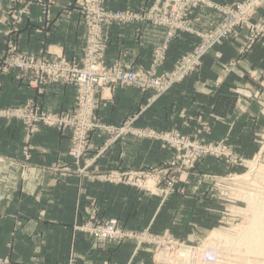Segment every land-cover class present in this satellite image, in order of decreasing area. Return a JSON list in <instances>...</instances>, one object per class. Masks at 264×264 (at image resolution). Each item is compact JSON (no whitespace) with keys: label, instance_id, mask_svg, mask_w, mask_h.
Returning <instances> with one entry per match:
<instances>
[{"label":"crops","instance_id":"0c3cea01","mask_svg":"<svg viewBox=\"0 0 264 264\" xmlns=\"http://www.w3.org/2000/svg\"><path fill=\"white\" fill-rule=\"evenodd\" d=\"M37 1L3 2L1 15L7 18L11 12L17 13L19 4L30 6L15 32L10 31L9 21L0 24V60L7 40L12 39L21 53L37 55L43 51L49 58L78 63L84 54L85 23L77 1L54 0L44 7ZM208 1L233 4L242 0ZM153 2L105 0L108 10L140 16L104 28L106 66L139 70L152 63L154 50L165 38L164 28L141 19ZM191 15L196 17V31L209 29L220 20L218 13L206 7ZM251 21L264 26V5ZM249 35L246 29H235L229 39L202 58L193 73L160 96L129 85L104 87L97 96L94 114L112 131L128 127L190 136L208 124L210 141L227 134L235 151L248 154L264 130V35L257 36L243 53ZM198 41L193 34H177L157 72L171 71ZM17 75L16 71L0 74V109L30 101L50 113L73 107L77 94L73 85L49 80L37 91ZM25 136L21 121L0 118V257H9L11 264H154L151 249L136 246L132 239L99 244L75 226L96 217L115 219L127 231L148 228L159 232L169 222L185 224L191 217L190 202H180L176 195L165 200L152 190L119 182V177L130 179L135 172L163 167L174 158V149L159 141L133 134L116 138L95 130L89 135L84 156L86 165L90 161L91 165L84 168L82 162V170L75 172L68 134L57 127L39 125L31 136L27 161ZM199 169L195 168L193 177ZM110 174L118 181L105 178ZM198 185V181L193 184L189 180L184 189L189 195L194 189L200 191ZM187 200L192 199L188 196Z\"/></svg>","mask_w":264,"mask_h":264},{"label":"rangeland","instance_id":"374dc122","mask_svg":"<svg viewBox=\"0 0 264 264\" xmlns=\"http://www.w3.org/2000/svg\"><path fill=\"white\" fill-rule=\"evenodd\" d=\"M4 1L13 3L15 0H2L0 3V10ZM244 1L245 0H242L233 4H215L209 1L208 2L214 6L232 7L233 10L237 11V7L242 5ZM196 2L197 0H193L189 3L191 4ZM51 3H54V0H52ZM19 5L20 7H18L19 9H17V11L21 10L25 6L24 4ZM262 5H264V0L255 1V3L250 6L251 9L243 12V8H240V11L236 14V17H234L232 15L225 14L223 11L212 6L209 7L207 4H201L200 2L194 4L191 6L192 8L187 10L188 13L181 17L184 25L182 28H175V37L177 34H193L199 39L197 45L189 53L180 57L175 62L173 69L169 72L158 73L157 68L164 60L154 64L153 58L152 63L148 68L135 71L145 72L152 69L157 77H166L167 75L177 72L179 68L181 69L189 64L188 61L194 57L196 51L203 44L205 36L211 37L221 31L224 27L228 25L231 27L233 21H237V24L231 28L228 36L206 49L203 54L197 56L196 60L188 65L186 69L188 72L187 75L183 79L173 82L172 87L193 73L200 65L202 58L206 56L211 49L221 45L229 39L235 29H246L250 32L247 39L248 42L242 51L243 53H246L257 36L264 35L263 24L251 21V18L256 14L257 10L262 7ZM201 7L214 10L220 15V20L216 25L210 27L209 29L196 31L193 29L196 17H193L191 13L195 9ZM81 15L84 18L82 12ZM3 17L7 18L2 16L0 12V24L4 22ZM16 17H18V15ZM19 18H21V16H19ZM21 21L16 22L15 25H11L9 22V24L13 27L10 31L15 32L17 25L21 23ZM9 42L14 43V48L8 45ZM41 58H57L63 60L66 64L70 63L62 57L55 56L53 58H49L47 57V53L45 54L43 51H40L37 55H27L21 53L16 42L12 39H8L4 54L0 60V74L16 71L18 73L17 79H24L29 88L40 91L43 86H39L38 88L32 87L29 84L30 74H25L22 69L15 67V65L10 64V62L30 61L34 64L40 61ZM84 59L83 54L82 59L78 63H72L82 67ZM100 90L101 89H98L96 93L89 95V97L84 96L82 101H80L77 93L73 107L67 111L57 113L46 112L30 101L23 106L15 108H1L0 118L21 121L25 125L26 136L23 152L26 161L29 158L28 151L30 148L29 143L31 136L38 130L39 125L57 127L62 132L68 134L70 143L69 156L72 159V168H74L75 172L82 170L80 169L82 162L85 163L84 168L91 165V161L86 165L87 161H85L84 156L89 149V135L95 130L107 134L112 133L116 138L122 137L126 134H133L138 137L159 141L164 147L168 146L173 148L175 151L174 158L165 163L163 167L135 172L133 177L130 179H121L123 177H119V182L141 190H152L154 194L159 195L165 200L168 198V195H176L180 197V202H190L187 203V207H190L189 211L191 217L185 224L169 222L165 225V229L159 232L150 231L148 228L127 231L121 229L115 219L106 220L96 217L80 223L75 227H77L79 231L89 235L95 242H98L99 244H106L107 242L113 241L97 240L89 234V230L92 226L100 224L105 225L106 223L113 221L116 223L117 228L120 229L122 233L127 235L122 239L114 240V242L121 243L127 239H132L136 246H146L150 248L154 264H166L168 259L170 260V264H175V251L179 248L189 247H192V250H190L188 259H186V262L184 263L178 262L179 264H196L195 260L198 258L196 249L199 247L218 248L219 258H217L218 261L216 264H264V255L258 251H251L254 242L247 247L243 244L244 242L239 243L237 240L235 241V239L238 236H241L242 233L245 232L244 235H246L250 223L257 217L256 207L259 208V210L264 208V130L261 131L257 137V142L251 147L252 151L248 154H245L247 152L240 154L235 151L233 146L228 142L227 134L221 139L210 141L208 136L211 134L212 129L208 126V124H202L201 127L190 136L180 135L177 131H132V129L128 127L120 128L125 129L126 131L123 134H119V129L112 131V129L103 126L99 123L98 118L94 114L97 106V96ZM149 90L153 91L156 96L163 94H157L152 89ZM11 115L13 117H11ZM52 121L53 123H51ZM204 135H206V137ZM168 139H175L180 142L198 143L205 145L206 147L210 146L211 150L206 156L199 158L194 161L191 166H188L187 161L181 160L183 153H181L180 147H175L181 145L169 144L166 142ZM77 148H81L83 153L79 159H76L72 154L73 150H76ZM246 155L250 157L244 158ZM198 166L200 169L195 173L198 176L193 177L192 173H194L195 168ZM130 176L127 177L129 178ZM105 178L109 179L111 182L118 181L116 175L114 174L107 175ZM192 178L196 179L193 180ZM189 180L190 183L193 184L194 182L196 184L198 181V186L201 188L199 192L197 189H194L189 195L187 194L188 192L184 189V186L188 184ZM188 196L192 200H187ZM147 238H149L150 241H154V243L148 242ZM204 250L206 251L208 249Z\"/></svg>","mask_w":264,"mask_h":264},{"label":"built area","instance_id":"2783aa9c","mask_svg":"<svg viewBox=\"0 0 264 264\" xmlns=\"http://www.w3.org/2000/svg\"><path fill=\"white\" fill-rule=\"evenodd\" d=\"M1 1L2 0H0V3ZM38 1L44 7L46 3H49L52 0ZM76 1L84 15L83 20L85 23V59L82 67H79L76 64H66L63 60L57 58H41L40 61L34 64L30 61H11L10 64H14L15 67L22 69L25 74H30L29 84L32 87L38 88L39 86H43L49 80L73 85L77 90L80 101L83 100L84 96L89 97V95L96 93L98 89L116 85H129L142 90L152 89L157 94L165 93L172 88L173 82L179 81L187 75L188 72L186 69L188 65L195 61L197 56L203 54L206 49L227 37L231 28L237 24V21H233L231 27L228 25L211 37L205 36L203 44L196 51L194 57L188 61L189 64L186 65V67H182L181 69L178 67L179 69L177 68V72L167 75L166 77H157L152 69L145 72H139L123 69L119 65H104L103 53L106 49L107 38L103 34V28L110 23H125L139 19L140 16L135 15L131 11L108 10L105 6V0ZM191 1L193 0H154L153 4L146 9V15L144 13L141 16V19L146 18L151 23L165 29V38L162 45L157 47L153 52L154 64L164 60L165 51L171 41L175 38V28L183 27L184 24L181 17L183 15L185 16L188 13L187 10L192 8L191 6L194 4L198 2L201 4H207L209 7L212 6L223 11L225 14L236 17L240 8H243V12L251 9L250 6L258 0H245L242 5H240L241 7H237V11L228 6H214L207 0H197L196 3L190 4L189 2ZM19 2L20 0L13 1V3ZM28 6L29 4H26L21 10L17 11V13L14 11L11 12V15H9L8 18L3 17L4 22L9 21L11 25H15L16 22L21 21L23 15L27 14ZM17 15L18 17H16ZM19 16H21V18H19ZM13 44V42L8 43L10 47L14 48ZM11 117L13 116L11 115ZM51 123H53V121ZM119 130V134H123L126 131L125 129ZM166 142L172 145H181L175 147H180L181 153H183L181 160L187 161L188 166H191L192 163L199 158L206 156L211 150L210 146L206 147L205 145L198 143L180 142L175 139H168ZM72 154L76 159H79L83 154L82 149L77 148L76 150H73ZM90 228L89 234L100 241H114L127 236L117 228L116 223L113 221L106 223L105 225L100 224ZM147 241L154 243V241H150L149 238H147ZM204 249L208 250L205 251ZM190 250H192V247L179 248L176 250L175 264H179L178 262H186ZM196 252L198 255L196 264H216L218 261V250L214 247H199L196 249ZM0 264H11V262L8 257H0ZM166 264H170L169 259Z\"/></svg>","mask_w":264,"mask_h":264},{"label":"bare ground","instance_id":"6f19581e","mask_svg":"<svg viewBox=\"0 0 264 264\" xmlns=\"http://www.w3.org/2000/svg\"><path fill=\"white\" fill-rule=\"evenodd\" d=\"M37 2L40 3L39 1H37ZM0 12H1V10H0ZM69 64H73V63L70 62ZM261 207H263V206H261ZM256 209H257L256 210L257 211V213H256L257 217L255 216L256 218L254 217L255 219H253L252 222L250 223L249 228H248V231L246 232V235H244L245 232L242 233V235L241 236H238L235 239V241L237 240L239 243L240 242H242V243L244 242L243 244L245 246H247V247L252 242H254L251 251H258V252H261L264 255V208H262V210H259V208L256 207ZM253 239H254V241H253ZM216 249L219 250L218 248H216ZM218 255H219V251H218Z\"/></svg>","mask_w":264,"mask_h":264}]
</instances>
